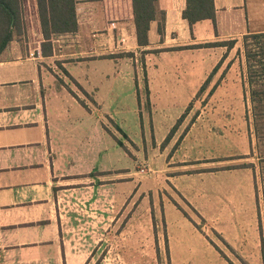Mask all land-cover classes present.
I'll list each match as a JSON object with an SVG mask.
<instances>
[{
	"label": "crops",
	"instance_id": "1",
	"mask_svg": "<svg viewBox=\"0 0 264 264\" xmlns=\"http://www.w3.org/2000/svg\"><path fill=\"white\" fill-rule=\"evenodd\" d=\"M214 2L216 25L205 19L192 31L187 0H158L164 34L155 20L150 43L140 46L132 0H76L78 30L50 43L37 1L24 0L27 27L0 53V264H98L93 243L121 241L126 232L113 229L128 216L127 198L146 193L133 170L142 160L158 177L149 197L161 258L264 264L253 171L226 164L243 160L245 150L225 145L196 158L195 126L184 121L166 142L218 65L206 58L214 46H194L264 31L244 25L256 9L250 0ZM114 155L129 163L120 167ZM86 215L112 219L108 235L78 234L96 225Z\"/></svg>",
	"mask_w": 264,
	"mask_h": 264
},
{
	"label": "rangeland",
	"instance_id": "2",
	"mask_svg": "<svg viewBox=\"0 0 264 264\" xmlns=\"http://www.w3.org/2000/svg\"><path fill=\"white\" fill-rule=\"evenodd\" d=\"M250 6L256 5L255 10H248V20L245 21V27L253 29H264V0H250ZM23 20L18 25L17 34L21 33L26 28L25 7L23 8ZM29 26H31V16L28 9ZM245 20V18H244ZM25 23H24V22ZM235 23V20H234ZM230 27H240V24H233L230 21ZM242 37L230 38L225 41L236 40L235 46L233 48H228L227 46H214L212 52L206 54V58H211L213 62L220 65V68L216 74H214L208 85L207 90L197 96V98L192 101L191 112L187 114L184 123L195 126V138L194 141L197 145L195 156L196 158H210L215 156L218 150L223 148L225 145H229V153L232 152V148L239 145V150H245L243 160L229 161L226 164L228 169H233V166L242 163H255L259 172V151L256 147V141L253 137V143L255 145V153L253 156L250 154L249 149V136L250 130L248 127V121L246 116V100L244 95V84L243 78L245 76V60L243 53L240 52L242 48ZM216 42V41H214ZM223 42V41H217ZM140 57V56H139ZM218 61V62H217ZM230 62H234L232 65ZM230 63V65H229ZM217 83L215 90L210 94V90ZM190 111V110H189ZM110 122V121H109ZM111 124V122H110ZM251 133L254 131V126L251 127ZM112 129H116L114 122H112ZM117 130V129H116ZM118 131V130H117ZM216 134L223 135V138L216 139ZM201 139L203 142H201ZM132 151H135V147L130 146ZM244 147V148H243ZM114 153V151H112ZM115 160H120L117 155H114ZM117 163V162H116ZM128 160L124 158L119 161L120 167L126 166ZM135 171H140L137 175H134L136 183L138 186H144L145 194L135 195L132 194L127 198L126 204H130L127 211V217L120 219L116 227L113 229V236L119 234L120 231L126 232V235L121 241L118 239H104L100 243H93L96 245V250L99 253V258L97 259L98 264H170L168 258H161L160 254L156 253V243H155V233H156V212L153 207L152 197H149V189L157 186L158 177L153 170H150V166L145 162V160L139 161L135 164L133 168ZM252 170V169H251ZM264 177V175H263ZM263 179V178H262ZM262 179L261 176L258 177V182L260 186L259 198L261 200L260 211L262 219V228L264 231V204L262 198H264L262 193ZM133 185L132 183H127ZM145 196V197H144ZM152 196V195H151ZM117 203V202H115ZM114 203V204H115ZM123 202L119 203V206ZM114 208H118L117 206ZM124 209H122L123 211ZM99 213V212H98ZM87 214V213H85ZM116 211H112V215H116ZM194 215V213L192 212ZM119 217V216H118ZM194 217L200 222V219L195 215ZM83 219V218H82ZM87 219H94L95 226L76 229L77 233L95 231L100 234L103 238L104 235H108L112 226V219L109 220L97 217H85ZM161 220V219H160ZM131 221V222H130ZM82 222H85L82 220ZM129 222V224H128ZM80 223V221H79ZM162 224L163 222L160 221ZM127 225V228L125 226ZM88 226V225H87ZM112 233V232H111ZM91 233H88L90 235ZM120 237V236H119ZM221 243V242H220ZM222 244V243H221ZM223 246V245H222ZM262 247V243H261ZM225 250L233 256L232 253L235 251ZM262 250V249H261ZM236 256H239L237 253ZM236 261L248 264L246 260L242 257H233Z\"/></svg>",
	"mask_w": 264,
	"mask_h": 264
},
{
	"label": "trees",
	"instance_id": "3",
	"mask_svg": "<svg viewBox=\"0 0 264 264\" xmlns=\"http://www.w3.org/2000/svg\"><path fill=\"white\" fill-rule=\"evenodd\" d=\"M38 12L40 16V24L44 34V43H50L55 34L73 33L78 30L79 24L77 19L76 0H36ZM24 0H0V53L8 46L13 40L17 27L23 20ZM132 8L134 14V22L136 26L137 41L140 46H147L149 41V31L151 23L158 20V32L163 36L164 34V21L165 15L159 9L158 0H132ZM183 17L188 21L193 31V26L199 21L210 19L216 25V7L214 0H187L186 8L183 11ZM24 22V21H23ZM25 23V22H24ZM25 28V27H24ZM23 28V29H24ZM236 40L223 41V42H210L200 44L194 47L204 46H227L233 48ZM240 52L243 53L245 60V76L243 78L244 94L246 100V116L250 130V154L255 153V145L253 143V135L256 141V147L259 151V172L255 163H244L239 167L250 168L254 174V187L258 204V219L260 224V234L262 241V255L264 259V231L262 228V219L259 198L260 186L258 177L262 179V193L264 196V31L248 32L242 37V48ZM127 55H133L127 54ZM145 61V60H144ZM231 63V62H230ZM229 63V65H230ZM220 65L218 64L213 69L207 81L202 85L198 92L205 91L211 82L214 74L218 72ZM217 83L210 90V94L215 90ZM72 91V90H71ZM85 94L86 92L83 91ZM79 98V97H78ZM82 104L87 107L84 100L79 99ZM188 106L186 112L178 119L175 126L170 131L166 142L171 135L178 129L179 125L185 120L187 113L191 109ZM109 121L114 122L109 117ZM116 129L121 132L125 137L127 135L123 132L121 127L116 124ZM191 123L189 124V126ZM105 129L112 133L111 130L105 126ZM114 136V134L112 133ZM121 147H123L129 154H131L128 147L122 140L117 139ZM247 157V156H243ZM238 167V166H233ZM264 204V198H262ZM230 247V246H229ZM230 249H232L230 247ZM223 254V252H222ZM224 255V254H223Z\"/></svg>",
	"mask_w": 264,
	"mask_h": 264
}]
</instances>
